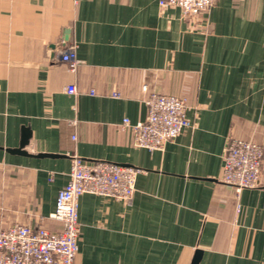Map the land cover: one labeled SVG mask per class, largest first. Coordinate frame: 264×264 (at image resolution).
<instances>
[{
  "label": "crops",
  "instance_id": "crops-1",
  "mask_svg": "<svg viewBox=\"0 0 264 264\" xmlns=\"http://www.w3.org/2000/svg\"><path fill=\"white\" fill-rule=\"evenodd\" d=\"M144 85L187 101L192 126L162 150L134 144ZM25 128L27 154L8 151ZM231 137L264 148V0L192 19L158 0H0V230H61L77 154L141 170L130 202L81 195L77 264H192L198 249V264H264V156L261 186L238 193L221 179Z\"/></svg>",
  "mask_w": 264,
  "mask_h": 264
},
{
  "label": "built area",
  "instance_id": "built-area-1",
  "mask_svg": "<svg viewBox=\"0 0 264 264\" xmlns=\"http://www.w3.org/2000/svg\"><path fill=\"white\" fill-rule=\"evenodd\" d=\"M162 7H180L187 18L207 13L215 0H158ZM76 45L65 47L61 58L70 70H76ZM145 102L148 114L134 124V144L149 150H162L185 129L192 126L187 115L185 98L173 94L149 91ZM76 93L74 84L66 87ZM118 95V93H115ZM71 122L76 123L73 119ZM123 126L130 124L125 117ZM264 148L261 144L231 137L223 155L221 179L239 193L244 188L261 186ZM69 179L57 194L51 217L62 223L59 231L46 227L33 228L15 223L0 230V264H77L80 239L79 199L84 193L113 197L130 202L136 190L140 169L103 159H85L71 154ZM237 209L241 206L238 204Z\"/></svg>",
  "mask_w": 264,
  "mask_h": 264
},
{
  "label": "water",
  "instance_id": "water-1",
  "mask_svg": "<svg viewBox=\"0 0 264 264\" xmlns=\"http://www.w3.org/2000/svg\"><path fill=\"white\" fill-rule=\"evenodd\" d=\"M65 38H68V33L69 30L66 29L65 30ZM31 137V132L29 128H25L24 129V133H23V138L21 140L20 146L16 147V148H9L8 151L13 152V153H20V154H27V152L24 150V147L28 144L29 142V138ZM202 251L200 249H198L195 253L194 259L192 264H198L200 257H201Z\"/></svg>",
  "mask_w": 264,
  "mask_h": 264
}]
</instances>
